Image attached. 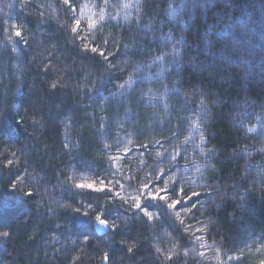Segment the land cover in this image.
I'll use <instances>...</instances> for the list:
<instances>
[{
  "label": "trees",
  "instance_id": "16d2710c",
  "mask_svg": "<svg viewBox=\"0 0 264 264\" xmlns=\"http://www.w3.org/2000/svg\"><path fill=\"white\" fill-rule=\"evenodd\" d=\"M105 261H264V0H0V264Z\"/></svg>",
  "mask_w": 264,
  "mask_h": 264
},
{
  "label": "snow or ice",
  "instance_id": "6c2138e0",
  "mask_svg": "<svg viewBox=\"0 0 264 264\" xmlns=\"http://www.w3.org/2000/svg\"><path fill=\"white\" fill-rule=\"evenodd\" d=\"M65 3H70V0H65ZM76 29H74V31L78 30L79 25H80V21L77 20L76 22ZM15 35L17 37H21L22 36V32L20 30H16ZM91 51L96 52L97 49L96 48H92ZM101 55H103V53H100ZM53 88L56 87V84L52 85ZM77 187L80 188H88L89 190H96V191H111L110 189L107 188L106 185L103 184V181H101V187L96 188L94 184H79L77 185ZM149 185H145V189H148ZM179 185H176V188H179ZM13 191H15V185H13ZM168 191V189H158L156 191L150 192V193H146V199L141 200L139 197L136 198V200H134V204L135 207L137 209H141L143 208L146 212V214L148 215V218L151 219V213H149L147 210L149 207H157L158 206V202H166L168 200V196L165 195V193ZM181 192H183V189H180ZM189 191H192V196L188 197V199H192L193 197H198L200 195V193L195 192L194 190H192L191 188H189ZM23 196L26 197H32L33 193L28 191V192H24L22 193ZM116 196H119L120 193L116 192L115 193ZM139 201V202H136ZM178 205H181V201L180 200H173L171 203H165V207L168 209H175L177 208ZM96 222L102 226L103 228H107L109 227V220L102 218L101 216H96L95 217ZM111 227L115 228V224L111 225ZM5 237L8 236V233H4L3 234ZM129 251H131V249H129ZM105 259L107 260L108 257L106 256ZM261 264H264V261L261 262Z\"/></svg>",
  "mask_w": 264,
  "mask_h": 264
},
{
  "label": "water",
  "instance_id": "95a60500",
  "mask_svg": "<svg viewBox=\"0 0 264 264\" xmlns=\"http://www.w3.org/2000/svg\"><path fill=\"white\" fill-rule=\"evenodd\" d=\"M94 229H95V231L99 234V235H105V234H107L109 231H110V226L109 227H107V228H103L102 226H100L96 221H95V223H94ZM104 264H106V261H105V263Z\"/></svg>",
  "mask_w": 264,
  "mask_h": 264
},
{
  "label": "rangeland",
  "instance_id": "374dc122",
  "mask_svg": "<svg viewBox=\"0 0 264 264\" xmlns=\"http://www.w3.org/2000/svg\"><path fill=\"white\" fill-rule=\"evenodd\" d=\"M112 14H114V13H112Z\"/></svg>",
  "mask_w": 264,
  "mask_h": 264
}]
</instances>
